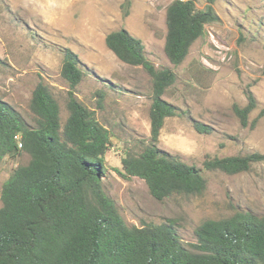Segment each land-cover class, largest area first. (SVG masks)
Instances as JSON below:
<instances>
[{"label": "rangeland", "instance_id": "obj_1", "mask_svg": "<svg viewBox=\"0 0 264 264\" xmlns=\"http://www.w3.org/2000/svg\"><path fill=\"white\" fill-rule=\"evenodd\" d=\"M172 1L133 0L125 14L123 0H0V97L35 126L30 100L36 85L44 82L59 101L65 122L72 88L62 65L65 53L73 52L84 71L73 91L112 135L105 190L128 224L172 221L185 246L196 251L191 243L204 219L237 210L264 214V160L234 174L204 164L215 156L264 153V0H215L218 20L206 24L180 65L171 63L164 50ZM207 3L196 0L199 9ZM121 28L142 40L156 68L176 74L163 98L177 107L178 115L165 119L157 144L202 169L207 180L202 194L158 200L142 178L115 170L126 151L139 152L150 143L153 97L146 69L121 61L106 44L107 34ZM250 94L256 107L243 125L234 104L246 106ZM196 122L211 132H198ZM29 160L27 152L0 159V207L4 182Z\"/></svg>", "mask_w": 264, "mask_h": 264}, {"label": "trees", "instance_id": "obj_2", "mask_svg": "<svg viewBox=\"0 0 264 264\" xmlns=\"http://www.w3.org/2000/svg\"><path fill=\"white\" fill-rule=\"evenodd\" d=\"M207 2L204 9L196 0L168 5L164 50L174 65L185 60L206 24L218 20L215 0ZM132 3L123 0L125 14ZM105 40L121 61L142 65L153 80L150 143L139 152L126 151L115 170L123 177L142 178L158 200L202 194L207 185L202 169L157 144L165 119L178 115L177 107L163 98L176 74L171 68H156L142 40L125 28L109 32ZM62 75L72 88L65 122L59 101L44 82L36 85L30 100L35 126L0 97V159L30 155L1 190L0 264H264V214L237 210L231 216L204 219L195 229L197 241L191 243L196 251L185 246L172 221L128 224L104 187L112 135L73 91L84 71L70 50L64 55ZM255 107L252 94L246 106L234 104L243 125ZM194 127L211 132L202 122ZM262 160L264 153L251 152L215 156L204 164L208 170L234 174Z\"/></svg>", "mask_w": 264, "mask_h": 264}, {"label": "built area", "instance_id": "obj_3", "mask_svg": "<svg viewBox=\"0 0 264 264\" xmlns=\"http://www.w3.org/2000/svg\"><path fill=\"white\" fill-rule=\"evenodd\" d=\"M20 145H21V143H20Z\"/></svg>", "mask_w": 264, "mask_h": 264}]
</instances>
